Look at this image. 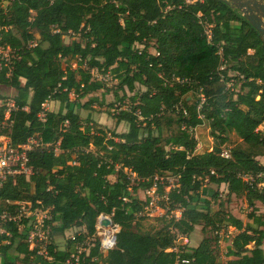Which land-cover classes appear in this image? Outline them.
Returning <instances> with one entry per match:
<instances>
[{
  "label": "trees",
  "instance_id": "trees-1",
  "mask_svg": "<svg viewBox=\"0 0 264 264\" xmlns=\"http://www.w3.org/2000/svg\"><path fill=\"white\" fill-rule=\"evenodd\" d=\"M0 44L13 50L0 69V118L2 87L14 90L16 107L3 132L14 145L30 136L49 143L29 151L32 174L7 179L0 200H39L51 207L53 238L67 236L62 248L52 240L48 260L28 249L27 227L7 223L0 264H65L95 233L98 215L111 212L115 246L102 252L96 242L78 264H264V185L240 177L264 171V39L237 8L226 0H0ZM92 70L117 81L107 113L125 130L80 116L103 105L93 94L110 91ZM48 100L59 110L45 111ZM204 123L214 145L197 152L194 129ZM231 131L240 141L225 158ZM129 172L144 179L132 192ZM164 173L179 175V184L158 202L167 208L156 217L161 226L144 228L149 198L137 191ZM222 184L226 202L243 196L251 208L245 223L226 210ZM157 193H165L160 184ZM196 225L205 233L196 246L177 242ZM229 226L237 233L220 253Z\"/></svg>",
  "mask_w": 264,
  "mask_h": 264
},
{
  "label": "built area",
  "instance_id": "built-area-1",
  "mask_svg": "<svg viewBox=\"0 0 264 264\" xmlns=\"http://www.w3.org/2000/svg\"><path fill=\"white\" fill-rule=\"evenodd\" d=\"M12 53L13 50L9 46L0 44V69L3 65H9ZM152 53H155V51L153 50ZM98 77L105 82L113 79L110 73H105ZM1 103L2 102L0 101V105ZM3 104L5 108L3 109V116L0 118V189L4 182L9 178H14L18 175H24L26 177L31 175L33 169L28 164L29 151L36 148L47 147L49 145V143L43 142L41 137L36 136L28 137L26 141L21 144L14 145L11 143L7 133L3 131L11 126L12 119L10 118V112L16 107L12 98L4 99ZM38 116L42 122L45 121L46 116L44 112L39 113ZM220 155L225 158L230 157V149H221ZM240 177L248 184H251L257 178H261L262 181L259 183V186L264 185V171L256 174L241 173ZM128 178L130 180V186L128 187L130 192H132L131 185H137V183L144 180L138 178L133 172H129ZM151 180L152 185L147 189H143L149 198L146 209H151L155 205L159 206L158 202L166 199V192H168L170 188L178 186L179 175L164 173L162 175H154ZM159 184L163 186L165 191L162 195L157 193V187ZM51 188V186L48 187V189ZM122 200L127 201L128 198L123 197ZM1 203L0 234L5 233L7 236H10V232L5 228L7 223L15 224L18 231L27 227L28 233L24 241L27 243L28 249L34 250L37 255H40L45 259H52L48 250V246L53 240L50 225L48 223L52 216L51 207H43L39 200L36 201V204H33L31 201H11L9 199H6L5 201L0 200V207ZM163 209L167 210V208ZM173 214L178 218L180 210H176ZM112 215L113 212L110 214L101 213L98 215L95 224V233L91 236H86L85 239L78 241L75 244V250L70 254V257L65 260V264H78L80 256L83 253H88L89 247L94 246L96 242L99 250L102 252H106L115 246L116 234L119 230V226L113 222ZM101 217L111 218L112 224L109 226L101 225L98 222ZM71 238L74 239V234L71 235ZM4 242L8 243L7 240H4Z\"/></svg>",
  "mask_w": 264,
  "mask_h": 264
},
{
  "label": "rangeland",
  "instance_id": "rangeland-1",
  "mask_svg": "<svg viewBox=\"0 0 264 264\" xmlns=\"http://www.w3.org/2000/svg\"><path fill=\"white\" fill-rule=\"evenodd\" d=\"M69 40H70V37L65 36V41H69ZM150 50L153 51V49H150ZM73 66H75V65H73ZM116 82L117 81L114 78L108 82H105L106 87L109 88L110 91L105 93L103 90H99L95 94H93V95H97L99 100L103 99V105L100 106L98 104V102L94 103L92 106V108H93L92 112L93 113L92 112H90V113H92V115H95V113H96L99 116V118H97V120H95L97 123H99V124L101 123L102 126H105L109 129H115L116 131L120 132V131H123L126 129V125L124 123H121L120 125L115 126L113 120L111 119V117L107 113L108 110L112 111V109H110L111 107L108 106L109 103H114V105L115 104L117 105V101L115 100V96H114L113 91H112V89L116 88ZM1 93L5 96V99H8V98H11L13 96L14 90H12V88H8V89L1 88ZM69 97H70V99H75L76 95L74 93H70ZM86 100H87V96L85 98L79 99L78 101H79V103H84ZM79 110L83 112L84 110H89V109L80 108ZM100 117H102L101 122H100V120H98V119H100ZM257 130H260L264 133V121L258 126ZM194 135H195L196 140H197V146H196L197 152H201L204 150H211L212 146L214 145V140H213L212 136L210 135L209 128H208L206 123L197 126L194 130ZM239 141H240L239 137L233 131H231V133L228 134L227 142L221 146V149H223V148L230 149L233 145H235ZM203 183H204L203 186H205V187L210 186V185L214 186L212 184L207 183L206 180H204ZM218 190L221 194V199L225 202L226 210L229 211L230 213H232L233 215H235L237 217L240 216L243 220H246V218H247L246 214L251 210V208L247 206V203H246L244 197L231 195V197L229 198V202H226V195H225L226 190L224 188H222V185L218 188ZM137 195H138V197H140L142 199L147 197V194L145 193V191L140 190V189L137 191ZM156 204H157V200H156ZM257 207H258L259 211L263 210V206L260 205L259 203L257 204ZM212 208L216 209L217 205L213 204ZM164 213H165V209L159 207L158 205H155L151 209L147 208L146 218L142 220V224H143L144 228H150V227L158 228V227H160L161 223H160V221L156 220V217H159L160 215H162ZM170 213L171 214L175 213V211H171ZM197 226L199 227V228H197L198 229L197 231L202 238L205 235V233L202 232L200 225H197ZM70 235L71 234H69L68 236H70ZM66 237L67 236H59L56 238L54 237L53 239L55 241H57L58 245H64ZM186 238L187 237H179L177 242L181 243V244L185 243ZM263 245H264V241H263ZM249 246H251V245H249ZM19 264H21V263H19Z\"/></svg>",
  "mask_w": 264,
  "mask_h": 264
},
{
  "label": "crops",
  "instance_id": "crops-1",
  "mask_svg": "<svg viewBox=\"0 0 264 264\" xmlns=\"http://www.w3.org/2000/svg\"><path fill=\"white\" fill-rule=\"evenodd\" d=\"M92 73L94 76L98 77L100 74L96 73L95 70H92ZM3 89H8L6 87H2ZM13 90V89H12ZM3 91V90H2ZM44 109L45 111H53V112H56L59 110V107H60V103L56 100H48L44 103ZM89 110H84L83 112L80 111V116L83 118V119H91L93 121L97 120V118H99V116L95 113V115H92V111H93V108H88ZM92 112V113H90ZM102 120V117H100V119ZM101 124V123H100ZM258 159L262 162V164L264 165V156H260L258 157ZM109 179L111 181H113L115 178L114 176H109ZM222 188L225 189V185L222 184ZM237 217V216H236ZM238 218H240L244 223L247 221V218L246 220H243L240 216H238ZM199 228L197 225L194 227V230L191 232V234L189 235V239L186 238V242L188 245L190 246H196L200 239H201V236L200 234L198 233V229ZM236 231V232H235ZM68 232H65V234L67 235ZM237 233V230L232 227V226H229L227 228V231L221 233V239L219 241V246H220V252L221 253H224L226 251V247L231 243V238L233 235H235ZM199 234V235H198ZM56 237H59V235H55V238ZM57 240V239H56ZM55 243L57 244V241H55ZM58 245V244H57ZM64 245H58L59 248H62ZM250 247V246H249ZM262 248L264 249V245L262 244ZM227 258H225L224 256H222V260H226Z\"/></svg>",
  "mask_w": 264,
  "mask_h": 264
},
{
  "label": "water",
  "instance_id": "water-1",
  "mask_svg": "<svg viewBox=\"0 0 264 264\" xmlns=\"http://www.w3.org/2000/svg\"><path fill=\"white\" fill-rule=\"evenodd\" d=\"M237 8L247 21L264 39V0H226ZM98 222L103 226L112 224V219L101 217Z\"/></svg>",
  "mask_w": 264,
  "mask_h": 264
}]
</instances>
